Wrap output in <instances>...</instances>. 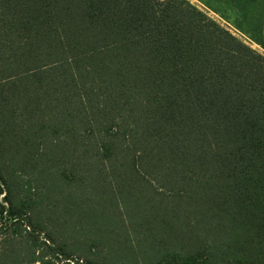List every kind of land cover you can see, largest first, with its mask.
Wrapping results in <instances>:
<instances>
[{
  "label": "trees",
  "instance_id": "trees-1",
  "mask_svg": "<svg viewBox=\"0 0 264 264\" xmlns=\"http://www.w3.org/2000/svg\"><path fill=\"white\" fill-rule=\"evenodd\" d=\"M233 1L264 50V0ZM2 194L0 264H59L43 217L117 195L195 241L153 264H264V56L187 0H0Z\"/></svg>",
  "mask_w": 264,
  "mask_h": 264
},
{
  "label": "rangeland",
  "instance_id": "rangeland-1",
  "mask_svg": "<svg viewBox=\"0 0 264 264\" xmlns=\"http://www.w3.org/2000/svg\"><path fill=\"white\" fill-rule=\"evenodd\" d=\"M187 1L228 30L238 40L264 56V50L250 40L252 32L248 33L244 30L241 33L236 30V23H244L245 20L240 18L239 7L233 0ZM255 18L257 19V16ZM255 18L253 15L249 16L247 21ZM1 197L3 194L0 199ZM118 199L120 197L117 195L116 206L112 200L110 203L106 201L99 204L101 199L97 202L94 201L89 206L86 204L84 207L86 215L83 220L81 219L77 223V230L83 231L80 233H74V228L68 227L67 224L65 226L57 218L47 221L43 217L49 225L45 232H37L41 241L40 248L49 250V247H53L50 257L59 264H120L125 261L130 264H153L156 259L154 256V250L157 247L154 246L156 238L175 245L176 249L194 245L195 241L188 234L182 232L176 222H169V227L165 229L163 225L166 222L162 224L159 221L148 222L142 218L138 219L135 214H130L131 208H125ZM139 204L143 205L142 202ZM89 233L94 239L104 240V243L102 245V241H100L101 247L91 249L87 253L83 250L82 242L89 236ZM65 240L68 244L62 246ZM124 240V245L119 246V243ZM57 246L63 248L65 252H69L70 256L64 257L61 254L62 249Z\"/></svg>",
  "mask_w": 264,
  "mask_h": 264
}]
</instances>
